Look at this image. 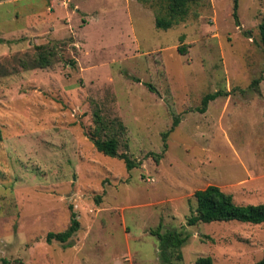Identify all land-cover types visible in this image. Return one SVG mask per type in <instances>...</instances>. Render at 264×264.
<instances>
[{
    "label": "rangeland",
    "instance_id": "374dc122",
    "mask_svg": "<svg viewBox=\"0 0 264 264\" xmlns=\"http://www.w3.org/2000/svg\"><path fill=\"white\" fill-rule=\"evenodd\" d=\"M234 3L200 0L164 31L166 0H0V259L163 264L161 226L190 235L173 264L263 259L264 224L188 225L211 185L264 204V78L251 88L264 69V0H238L237 19ZM48 42L59 54L35 69ZM216 92L228 95L198 112ZM95 111L115 133L124 125L119 154L136 168L97 151ZM73 213L71 246L48 243Z\"/></svg>",
    "mask_w": 264,
    "mask_h": 264
},
{
    "label": "trees",
    "instance_id": "16d2710c",
    "mask_svg": "<svg viewBox=\"0 0 264 264\" xmlns=\"http://www.w3.org/2000/svg\"><path fill=\"white\" fill-rule=\"evenodd\" d=\"M139 1L146 3L149 0ZM166 1L168 10L167 15L165 17H157L156 19V27L164 31L170 30L180 22L184 21L189 15L190 7L197 4L200 0ZM234 17L235 19L238 18V0H235L234 3ZM259 30L264 48V23L260 25ZM3 42V40H0V44ZM35 50V69H43L51 66L52 59L59 54V48L54 42L37 45L35 46ZM185 51L186 50L180 48V52L183 54ZM263 74L264 69L261 76L252 82L251 88L256 92L260 91L259 85L263 81ZM149 87L153 90L151 86ZM226 95L228 94L223 92L207 94L202 101V106L198 108L197 111L205 113L210 102L218 97ZM94 119L96 128L89 138L97 151L105 156L123 160L129 171L136 168L137 163L132 160L128 154H119V135L125 133L124 125L120 123L118 132L115 133L107 126L99 111H95ZM179 124L180 118L177 117L174 120L172 128L164 134L165 140ZM165 147H167V144H165ZM156 159L158 161L157 156ZM195 198L197 200V208L188 218L189 226H198L200 224H211L215 222H239L253 225L264 224V204L248 206L238 205L236 204L233 195L222 191L218 186L211 185L204 190L197 191L195 193ZM79 230L80 222L77 219V215L73 213L70 227L64 232H50L47 235V242L52 243L53 241H57L64 244L66 247H70V240ZM152 235L157 236L159 239V256L163 264H173L172 259L174 257L179 261L183 260V255L180 250L188 242L190 235L178 230H171L163 233L162 226L153 231ZM0 261L4 264H9L7 259H0ZM197 264H214V261L211 257H201L198 259ZM255 264H264V257Z\"/></svg>",
    "mask_w": 264,
    "mask_h": 264
}]
</instances>
